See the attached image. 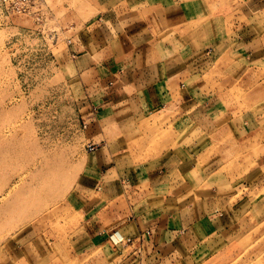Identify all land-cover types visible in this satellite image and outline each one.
I'll return each instance as SVG.
<instances>
[{
  "label": "crops",
  "instance_id": "0c3cea01",
  "mask_svg": "<svg viewBox=\"0 0 264 264\" xmlns=\"http://www.w3.org/2000/svg\"><path fill=\"white\" fill-rule=\"evenodd\" d=\"M112 1L118 6L66 44L74 70L101 89L83 124L84 143L96 148L73 191L77 249L96 251L106 264H198L197 254L208 251L224 252L216 263L230 264L229 252L264 212L263 199L239 216L249 205L248 179L264 165V118L253 125L254 112L236 95L226 103L232 83L223 94L201 83L208 63L197 83L191 67L219 50L229 58L217 64L235 76L264 65V36L247 40L228 20L233 11L264 16V0L259 7L255 0ZM223 2L246 9L225 10Z\"/></svg>",
  "mask_w": 264,
  "mask_h": 264
},
{
  "label": "rangeland",
  "instance_id": "374dc122",
  "mask_svg": "<svg viewBox=\"0 0 264 264\" xmlns=\"http://www.w3.org/2000/svg\"><path fill=\"white\" fill-rule=\"evenodd\" d=\"M14 2L25 4V12H17ZM222 5L246 9L241 2ZM115 6L112 0H0V264H106L96 251L77 249L83 241L73 195L91 153L84 143L86 111L101 89L96 79L89 82L74 70L66 44ZM235 13L228 19L230 29L244 32L247 40H262L264 16ZM201 57L191 67L196 69L191 82L201 80L196 73L208 63L201 83L215 94L231 93L233 85V95L223 99L227 103L238 96L237 102L254 112L257 126L264 118L261 61L245 75L239 68L238 77L231 67L218 65L228 53L206 51ZM254 172L248 179L249 205L239 209V216H250L264 199V165ZM238 193L243 196L241 188ZM215 252L197 254L198 264H218L215 259L224 252ZM229 253L234 256L230 264H264V212L255 214L254 228Z\"/></svg>",
  "mask_w": 264,
  "mask_h": 264
},
{
  "label": "built area",
  "instance_id": "2783aa9c",
  "mask_svg": "<svg viewBox=\"0 0 264 264\" xmlns=\"http://www.w3.org/2000/svg\"><path fill=\"white\" fill-rule=\"evenodd\" d=\"M15 6L18 8L17 12H25L24 7L26 6L23 3H16L14 2Z\"/></svg>",
  "mask_w": 264,
  "mask_h": 264
},
{
  "label": "bare ground",
  "instance_id": "6f19581e",
  "mask_svg": "<svg viewBox=\"0 0 264 264\" xmlns=\"http://www.w3.org/2000/svg\"><path fill=\"white\" fill-rule=\"evenodd\" d=\"M92 148H93V147L88 146V150H89V151H92ZM126 241L129 242V243L131 242L129 239H126Z\"/></svg>",
  "mask_w": 264,
  "mask_h": 264
}]
</instances>
